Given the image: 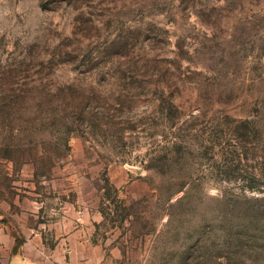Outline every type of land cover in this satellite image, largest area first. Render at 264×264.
<instances>
[{
	"label": "rangeland",
	"instance_id": "374dc122",
	"mask_svg": "<svg viewBox=\"0 0 264 264\" xmlns=\"http://www.w3.org/2000/svg\"><path fill=\"white\" fill-rule=\"evenodd\" d=\"M85 257L264 264V0H0V264Z\"/></svg>",
	"mask_w": 264,
	"mask_h": 264
},
{
	"label": "crops",
	"instance_id": "0c3cea01",
	"mask_svg": "<svg viewBox=\"0 0 264 264\" xmlns=\"http://www.w3.org/2000/svg\"><path fill=\"white\" fill-rule=\"evenodd\" d=\"M72 250V249H71ZM70 250V252H72ZM86 259L85 260H83V261H69V262H62L61 264H102V262H96V261H94V259H91V260H89L88 258L89 257H85Z\"/></svg>",
	"mask_w": 264,
	"mask_h": 264
}]
</instances>
